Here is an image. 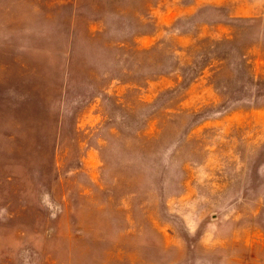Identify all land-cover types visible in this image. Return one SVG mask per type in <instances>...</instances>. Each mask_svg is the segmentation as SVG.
Segmentation results:
<instances>
[{"label": "rangeland", "instance_id": "374dc122", "mask_svg": "<svg viewBox=\"0 0 264 264\" xmlns=\"http://www.w3.org/2000/svg\"><path fill=\"white\" fill-rule=\"evenodd\" d=\"M0 264H264V0H0Z\"/></svg>", "mask_w": 264, "mask_h": 264}]
</instances>
